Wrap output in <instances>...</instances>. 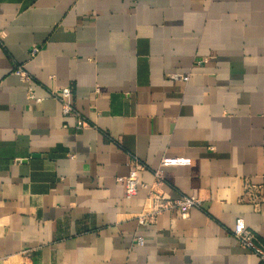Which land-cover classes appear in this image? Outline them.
<instances>
[{
    "label": "crops",
    "instance_id": "1",
    "mask_svg": "<svg viewBox=\"0 0 264 264\" xmlns=\"http://www.w3.org/2000/svg\"><path fill=\"white\" fill-rule=\"evenodd\" d=\"M238 218L264 242V0H0V264H262Z\"/></svg>",
    "mask_w": 264,
    "mask_h": 264
},
{
    "label": "built area",
    "instance_id": "2",
    "mask_svg": "<svg viewBox=\"0 0 264 264\" xmlns=\"http://www.w3.org/2000/svg\"><path fill=\"white\" fill-rule=\"evenodd\" d=\"M41 46L36 45L32 47L30 51L31 56H35L41 50ZM15 73L28 84V92L27 96L30 101L35 103H39L42 99L35 94L34 86H33V77L32 75L27 72L22 66L18 67L15 70ZM174 78L182 79L183 81L189 80V74L187 75H173ZM50 94L53 98L59 100L62 106V113L64 115H72L76 118V127L82 128L89 125L87 120L81 115V113L76 109L73 99H72V87L70 85L67 86H60L50 90ZM129 165V173L125 176H121L118 178L119 182L123 186L124 195L127 198H131L132 196L136 195L138 189L140 187H150L148 183L140 182L139 181V172L143 169L142 162L135 156L132 155L128 161ZM156 182L158 183L164 179L163 171L161 169L155 171L154 173ZM152 187V185H151ZM252 187L253 185H247V194L252 195ZM260 192V191H259ZM254 196V195H253ZM251 196V197H253ZM259 198V200H254L255 206L259 205L260 195L255 196ZM201 205V201L193 196H181L178 199L173 200H164V199H157L155 209L149 213L140 216V222L146 223L148 219H151L155 215L163 212L169 211L176 208L181 209L182 214L186 215L189 209L192 207H199ZM232 235L238 241V243L250 250L252 253L256 254L262 264H264V242L258 237V235L248 228L242 218L236 219L234 229L231 231ZM138 243H143V238H137Z\"/></svg>",
    "mask_w": 264,
    "mask_h": 264
}]
</instances>
